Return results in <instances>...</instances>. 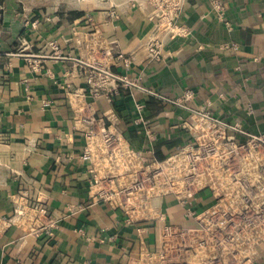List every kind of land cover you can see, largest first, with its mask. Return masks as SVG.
Returning <instances> with one entry per match:
<instances>
[{"label": "crops", "instance_id": "obj_1", "mask_svg": "<svg viewBox=\"0 0 264 264\" xmlns=\"http://www.w3.org/2000/svg\"><path fill=\"white\" fill-rule=\"evenodd\" d=\"M154 16L130 7L88 37L74 24L6 19L0 4V264H131L143 245L156 249L162 222H133L92 195L83 158L90 110H114L133 150L153 160L187 142L184 123L197 109L264 132V0H185L171 28ZM91 66L140 86L95 93ZM211 202L208 193L168 196L162 211L176 224Z\"/></svg>", "mask_w": 264, "mask_h": 264}, {"label": "built area", "instance_id": "obj_2", "mask_svg": "<svg viewBox=\"0 0 264 264\" xmlns=\"http://www.w3.org/2000/svg\"><path fill=\"white\" fill-rule=\"evenodd\" d=\"M184 1L158 0L155 16L171 28ZM157 47L156 41L149 43L150 53L154 57L160 55ZM117 58L125 66L130 65L129 57L117 55ZM86 81L95 93L105 88L112 95L139 87L141 82L139 78L113 71L111 66H91V70L86 71ZM191 94V91L188 92L184 99L188 100ZM85 119L89 124L83 158L94 172L91 186L93 197L105 199L114 207L121 208L133 222L150 221L148 217L157 210H160V217L153 219L164 221L158 226L156 249L151 250L143 245L139 258L131 264L257 263L259 257L253 259L249 254L245 256V253L255 254L256 246L260 243L247 241V228L241 222L245 218L254 221L264 217V132H248L240 122L226 121L207 108L194 110L184 123L185 129L189 130L190 140L170 155L165 163L168 176L171 178V174L179 173L177 179H171L178 201L203 193H194L195 187H199V191L210 188L211 194L205 192L212 201H218L201 211L192 212L190 219L172 224L167 222L161 210L163 186L155 181L156 185L147 189L152 181L150 176L135 179L130 187L134 178L128 175L129 187L122 185L119 191L109 187L116 177L132 173L147 160L133 150L123 135L114 110L92 109L86 113ZM187 150L190 154L184 155ZM175 157L178 160L173 159ZM187 158L193 165H188ZM199 159H203L201 167ZM151 160L153 163L160 161ZM181 171L186 174L183 180L180 179ZM133 189L137 190V194H133ZM181 196H184L183 199ZM231 220L233 226L229 228Z\"/></svg>", "mask_w": 264, "mask_h": 264}, {"label": "rangeland", "instance_id": "obj_3", "mask_svg": "<svg viewBox=\"0 0 264 264\" xmlns=\"http://www.w3.org/2000/svg\"><path fill=\"white\" fill-rule=\"evenodd\" d=\"M0 4L3 5V10L5 11V17L6 19H13V17H19V19L23 22H38V21H46L50 24H65L68 23L70 26H80L81 28H84L87 32L88 37H95L94 33L96 29L94 28L96 25H98L99 21L107 20L110 17H114L125 11L127 8L130 7H140L142 5H145L151 9V12L154 14L156 13V10L158 9V0H0ZM155 17V22H157V17ZM160 25V28H165V23L162 21H158ZM165 25V26H164ZM72 29V28H71ZM90 33V34H89ZM98 34V33H97ZM99 36L101 39H97V42H99L102 51L109 50L108 47V41L104 39V36L99 32ZM92 43V42H91ZM92 45V44H91ZM96 45V44H94ZM98 46V45H96ZM106 48V49H105ZM104 49V50H103ZM186 126V125H185ZM186 130L189 133V130L186 128ZM190 140V133H189V139ZM198 148V147H197ZM194 148V149H197ZM180 151H178L176 154H178ZM188 150L184 155H189ZM183 155V154H182ZM169 156L164 157L158 162H154L149 158L145 162L143 161V166L140 165V167H137L136 169H133L132 173L129 174H121L120 177H116L114 184L109 186L110 188H114V190L119 191L121 189V186L124 185L126 187H129V180L128 175H132L133 180H131L132 186L135 179H143L145 175L150 176L151 182L148 183L147 189L150 187H153L156 185V182L160 183L162 187V193L164 194V200L168 196H174L176 201L179 199L176 196L175 186L173 185V181L171 178H169V171H167L168 166L165 164ZM201 157V156H200ZM188 159V158H187ZM191 160H187L188 165H193ZM164 163V165H163ZM198 164L201 167L203 164V159L198 160ZM198 171H200L198 169ZM181 180H183L186 176L185 171H181ZM185 175V176H184ZM124 181V184L123 182ZM156 181V182H155ZM199 187H195L194 193L197 192H203L206 193L207 191L209 194H211V189L207 188L206 190L199 191ZM133 194H137V190H132ZM208 194V195H209ZM162 196L159 197V199ZM184 196H181V199H183ZM158 199V201H159ZM218 201V200H217ZM216 199L212 201L207 208L213 203L214 205L217 204ZM210 202V200L208 201ZM212 204V205H213ZM163 209V206L161 207V210ZM131 211L133 209L130 208ZM203 210V209H200ZM214 210V209H213ZM160 210H157L156 212H153L149 219L150 221H155L153 218L160 217ZM137 215V214H135ZM235 221V220H234ZM164 223V221H162ZM231 223V224H230ZM229 223V228L233 226V220H231ZM244 224V228L248 233L246 234V239L251 244H257V252L254 253H245L246 255H251L252 258H258L259 255L264 250V238H261L260 241L257 242L258 239L252 237V233L255 232V230L260 231L261 226L264 225V217L255 219L254 221L249 220L245 218L242 219V222ZM4 225L0 224V231H2ZM202 227V225H201ZM247 243V242H246ZM247 264H250L249 262Z\"/></svg>", "mask_w": 264, "mask_h": 264}, {"label": "bare ground", "instance_id": "obj_4", "mask_svg": "<svg viewBox=\"0 0 264 264\" xmlns=\"http://www.w3.org/2000/svg\"><path fill=\"white\" fill-rule=\"evenodd\" d=\"M173 159L178 160L177 157H175V158H173ZM171 169H172V167H171ZM178 171H180V170H178ZM178 171H177V172H178ZM170 172H171V171H170ZM178 174H179V173L171 174V175H170L171 179H172V178L177 179ZM183 194H184V193H183ZM252 237L258 239L257 242L260 241L261 238H264V225L261 226V230H260V231H257V230H256L255 232H253V233H252ZM259 243H260V242H259Z\"/></svg>", "mask_w": 264, "mask_h": 264}]
</instances>
